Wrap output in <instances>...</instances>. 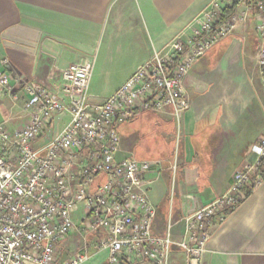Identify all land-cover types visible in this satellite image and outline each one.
<instances>
[{"label":"built area","instance_id":"1","mask_svg":"<svg viewBox=\"0 0 264 264\" xmlns=\"http://www.w3.org/2000/svg\"><path fill=\"white\" fill-rule=\"evenodd\" d=\"M249 16L264 88V0H211L101 103L89 98L92 59L69 65L56 92L22 82L26 119L14 130L0 124V264H57L76 221L84 246L62 264H84L100 253L106 254L102 264H170L174 248L187 264H203L212 229L264 181V135L226 192L185 216L182 237L175 240L171 225L163 236L152 232L156 209L145 175L160 162L119 159L117 128L142 113L166 109L179 128L190 106L184 89L188 73ZM8 65L9 59L0 57V95L9 90Z\"/></svg>","mask_w":264,"mask_h":264},{"label":"crops","instance_id":"2","mask_svg":"<svg viewBox=\"0 0 264 264\" xmlns=\"http://www.w3.org/2000/svg\"><path fill=\"white\" fill-rule=\"evenodd\" d=\"M210 1L0 0V57L9 59L4 69L9 90L0 95L5 127L14 130L26 119L22 82L56 92L61 73L71 64L126 60L127 74L116 86L102 95L89 93L91 102H103L154 51L186 30ZM254 26L248 18L192 67L184 81L190 106L179 128L169 109L135 118L145 120L165 145L152 160L160 162L158 167L145 175L151 183L147 197L156 209L155 236H163L171 225L172 237L179 240L185 216L224 194L233 175L253 160L250 148L264 135ZM141 133L130 129V143L120 140L119 159L136 157ZM147 142L142 148L150 151L154 147ZM105 257L95 255V264ZM170 264H187L185 254L174 248ZM203 264H264V181L212 229Z\"/></svg>","mask_w":264,"mask_h":264},{"label":"rangeland","instance_id":"3","mask_svg":"<svg viewBox=\"0 0 264 264\" xmlns=\"http://www.w3.org/2000/svg\"><path fill=\"white\" fill-rule=\"evenodd\" d=\"M249 18L251 17L249 16ZM128 68L129 63L126 60L120 63L116 57L108 59L103 63L99 60L94 65V76L89 85V93L102 95L107 92L109 88L116 86L121 79H123L127 74ZM65 121H67V118L62 121L59 129L62 128V124ZM145 123V120L139 121L138 119L128 121L120 124L117 128V132L122 143L126 144L127 142L130 143V129H137L139 131L141 129L143 138H140V149L137 151L135 158L139 161H152L153 159L160 157V152L164 150L165 145L160 141L157 131L151 129L150 126L148 127ZM147 140H151L152 146L154 147H152L153 149L150 151H147V148H144L145 150L142 148L144 144V147L148 144ZM170 148L172 149L171 146ZM84 239V233L81 231V226L79 225V222L76 221V230L72 232V234L69 235L60 246L57 264H62L72 258L84 246ZM95 260L96 259L92 257L85 264H95Z\"/></svg>","mask_w":264,"mask_h":264},{"label":"water","instance_id":"4","mask_svg":"<svg viewBox=\"0 0 264 264\" xmlns=\"http://www.w3.org/2000/svg\"><path fill=\"white\" fill-rule=\"evenodd\" d=\"M3 122H4V119H3L2 114L0 113V124H2Z\"/></svg>","mask_w":264,"mask_h":264}]
</instances>
